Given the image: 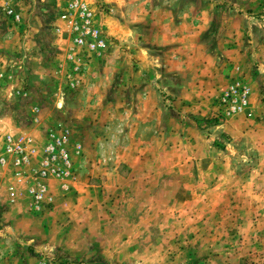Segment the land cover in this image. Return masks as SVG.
<instances>
[{
    "label": "rangeland",
    "instance_id": "1",
    "mask_svg": "<svg viewBox=\"0 0 264 264\" xmlns=\"http://www.w3.org/2000/svg\"><path fill=\"white\" fill-rule=\"evenodd\" d=\"M65 1L11 0L16 20L0 6L5 84L51 104L65 90L45 118L80 145L38 210L0 191V264H264V0H82L107 45L78 70Z\"/></svg>",
    "mask_w": 264,
    "mask_h": 264
},
{
    "label": "built area",
    "instance_id": "2",
    "mask_svg": "<svg viewBox=\"0 0 264 264\" xmlns=\"http://www.w3.org/2000/svg\"><path fill=\"white\" fill-rule=\"evenodd\" d=\"M6 15L16 20L18 15L9 8H2ZM94 12L82 0H67L64 2L59 18L62 20L61 33L65 34V39L69 48L66 58L70 60L73 69H80L85 65L86 56L99 52L106 48L107 39L101 28L93 19ZM85 56V57H83ZM65 58V59H66ZM70 81V87H74L79 76H74ZM30 138L26 136L16 140L9 134H4L0 138V167H8L10 164L12 172L18 174L23 171V167L28 163L29 156L33 153L30 147ZM80 145L71 140L67 130L60 125L48 129L46 140L43 142L41 155L36 152L34 158L40 159L37 169L33 170L32 176L36 179L30 190L31 205L36 208L43 196L42 180L49 176L62 175L70 168L71 154L79 151ZM32 177V178H33ZM33 178V179H34ZM9 200L15 197L14 190L8 193Z\"/></svg>",
    "mask_w": 264,
    "mask_h": 264
},
{
    "label": "crops",
    "instance_id": "3",
    "mask_svg": "<svg viewBox=\"0 0 264 264\" xmlns=\"http://www.w3.org/2000/svg\"><path fill=\"white\" fill-rule=\"evenodd\" d=\"M10 1L11 0H0V6H7L10 4ZM14 72L15 71L8 69L7 67H5L2 72H0V84H3V86L0 87V130L4 131V128H17L16 131L22 132L24 134L27 133L30 138V144H32L35 148H38H34L33 152H37L38 150L39 153H37L39 154L40 158L42 151L41 145L46 140V127L51 124H58L60 126L68 128L70 124L69 119H67L66 116H63L60 119H56L57 115H55L56 113L66 111L65 103H62L63 96L66 91L64 90L60 91L59 93H56V98L51 104L49 102L52 98V95H50L51 93L46 94L44 91L40 90L35 86L27 88L25 85H23L13 89L10 88L7 84H5L7 79H13V77L15 76ZM17 72L18 76L22 77L21 79H25L23 83L26 82V79L32 80L36 78V76L34 77L33 74L29 72V70L27 72H22L23 76H20V71ZM100 89L99 87L93 86L89 90H87L86 94L87 96L89 95L91 99H98L99 96H102V91H104V89ZM71 90H77V88L74 87L71 88ZM80 90L78 91V93L75 94V96L78 97L82 95L83 90L81 88ZM50 104L54 105L52 111L56 113H53L52 116L49 118H45V107ZM97 109L95 108V114L93 115L94 118L98 116ZM91 111L94 110L91 109ZM99 120L100 116L97 117V121ZM68 130L70 129L68 128ZM82 136L84 137L85 134L81 133L80 138ZM83 140L84 141L82 142L84 144L85 137L83 138ZM32 154L29 157L28 163L25 166V170L22 172L20 171V173L18 174L14 172L1 173L0 169V191L2 192V195H4V200L6 204H8V206L21 207L23 205L24 207L30 208L31 210H38L40 208L41 204L34 208L31 205L30 199H21L23 192L29 189L30 186H33L34 183L32 180V175L28 172V169L35 170L40 164V159L34 158V155ZM47 180L48 179H45V181ZM10 190H14L15 192V197L12 201H10L8 198V193ZM44 195V197L42 196L43 203H50L52 195L49 192L45 193ZM22 201L24 202V204L20 203Z\"/></svg>",
    "mask_w": 264,
    "mask_h": 264
}]
</instances>
